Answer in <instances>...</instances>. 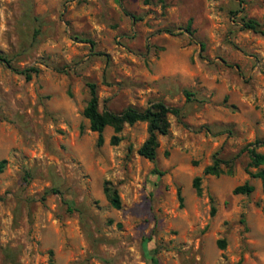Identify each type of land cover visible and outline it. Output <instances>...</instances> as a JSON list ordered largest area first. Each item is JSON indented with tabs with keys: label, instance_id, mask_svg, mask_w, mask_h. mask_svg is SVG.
Returning <instances> with one entry per match:
<instances>
[{
	"label": "rangeland",
	"instance_id": "rangeland-1",
	"mask_svg": "<svg viewBox=\"0 0 264 264\" xmlns=\"http://www.w3.org/2000/svg\"><path fill=\"white\" fill-rule=\"evenodd\" d=\"M243 16L264 29V0H0V264H264L246 172L247 147L264 153V33ZM89 82L100 110L180 108L154 161L145 121L96 144ZM214 154L224 172L202 175Z\"/></svg>",
	"mask_w": 264,
	"mask_h": 264
},
{
	"label": "trees",
	"instance_id": "trees-1",
	"mask_svg": "<svg viewBox=\"0 0 264 264\" xmlns=\"http://www.w3.org/2000/svg\"><path fill=\"white\" fill-rule=\"evenodd\" d=\"M242 21L245 28L255 32L264 33V29L261 28L260 23L256 19L243 16ZM0 59L9 63L8 59ZM37 71V67L30 66L23 69L22 73L26 78H30L31 73ZM87 86L89 90V99L87 100V103L83 108L82 114L88 120L89 129L97 133L96 144L99 146L103 143V130L106 126H111L113 128L114 134L110 137V143L116 144L119 141V136L117 135V133L121 131L125 123L131 125L137 121H145L147 123L148 135L138 147L137 152L140 156L150 161H154L157 155L158 136L160 134L164 135L168 133L170 126L168 116L169 114H173L178 117L180 115V108L177 106L168 105L164 101H156L150 103L144 108L127 106L118 112L110 110H100L96 83L89 82ZM185 95L188 98L190 93L188 91H185ZM247 152L249 154L250 160L246 167V172L250 176L260 179L262 192L261 211L264 214V153L257 151L254 147H247ZM224 163L226 164L227 161H224L223 159L216 156V154H214L212 157V162L204 166L202 175H220L224 172ZM4 164L5 159H0V172L3 170ZM249 167H254L256 168V170L253 172L249 169ZM201 178L202 176L197 175L192 180V186L198 195L201 194ZM253 190L254 185L246 180L243 183L236 185L232 189V192L234 194H249ZM103 191L109 203L114 208H120L121 200L117 190L105 186ZM177 194L179 200L182 201V196L179 189L177 190ZM211 212H214L213 207H211ZM216 242L220 249L225 248L226 243L224 239H217ZM49 253L51 256L52 252L50 251ZM50 264H55L52 259H50ZM234 264H243L242 259L240 258Z\"/></svg>",
	"mask_w": 264,
	"mask_h": 264
}]
</instances>
